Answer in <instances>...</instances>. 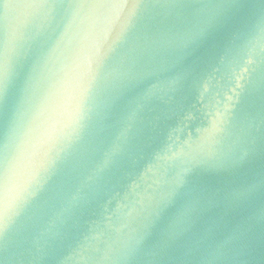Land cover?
<instances>
[{
    "label": "clouds",
    "instance_id": "1",
    "mask_svg": "<svg viewBox=\"0 0 264 264\" xmlns=\"http://www.w3.org/2000/svg\"><path fill=\"white\" fill-rule=\"evenodd\" d=\"M0 264H264V0H0Z\"/></svg>",
    "mask_w": 264,
    "mask_h": 264
}]
</instances>
